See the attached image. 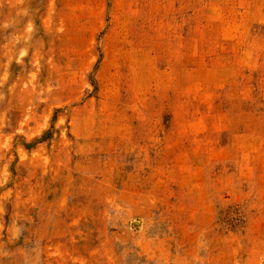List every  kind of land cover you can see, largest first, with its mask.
<instances>
[{
	"label": "rangeland",
	"instance_id": "obj_1",
	"mask_svg": "<svg viewBox=\"0 0 264 264\" xmlns=\"http://www.w3.org/2000/svg\"><path fill=\"white\" fill-rule=\"evenodd\" d=\"M0 264H264V0H0Z\"/></svg>",
	"mask_w": 264,
	"mask_h": 264
}]
</instances>
